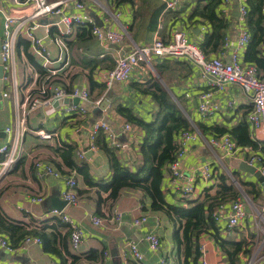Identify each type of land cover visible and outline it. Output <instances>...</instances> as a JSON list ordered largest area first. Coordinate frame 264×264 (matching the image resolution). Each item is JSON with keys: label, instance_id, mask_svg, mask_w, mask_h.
<instances>
[{"label": "crops", "instance_id": "1", "mask_svg": "<svg viewBox=\"0 0 264 264\" xmlns=\"http://www.w3.org/2000/svg\"><path fill=\"white\" fill-rule=\"evenodd\" d=\"M74 1L76 0H67V13L78 12L92 17L100 24L99 26L125 32V36L120 43L102 46L95 37L83 34V31L76 27L72 34L66 37L69 63L67 65H62L60 62L53 63L59 69L56 75L59 80L55 83L68 89L76 86L85 87L89 90L91 99L108 96L111 101L102 112L90 102L80 101L86 109V114L82 116L78 113L67 116L64 114L66 103L53 105L52 102L32 110L25 117L23 127L20 126L19 103H22L27 87H34L33 78L36 70L24 56L22 47H18L20 39L27 38L24 32H18L14 57L15 76L10 82L2 81L0 86V94L1 91L8 93V97L0 95V146L7 142V138L14 139L17 135L16 142L19 149L18 158L13 167L0 179V207L5 214L13 219L24 218V212L36 219L52 215L51 208L61 200V191L65 183L62 178H55L47 173L37 177L34 160H40L44 164L50 163L56 168L60 158L55 150L61 143L72 144L76 150L87 148L90 144L89 128L93 120H103L114 129H121V125L126 121L114 110L115 103L129 106L137 116L149 121L156 109V104L151 94L142 92L141 88L148 87L154 80L178 104L190 120L191 127L197 132V136L184 146L181 169L187 174L194 167L209 163L213 174V177L208 180L197 177L194 192L186 196L177 193L168 175L164 174L162 192L165 201L187 207L191 205L190 201L195 200L197 203L203 201L213 206L214 196L220 190L222 181L226 184L232 182L240 190L237 198L243 201L244 206L248 205L249 211H245V218L234 228H227L225 219L215 221L214 231H202L198 242L204 246L205 258L210 264H231L227 250H230L231 243L236 241H241V249L249 250V252L240 251L235 256V264H258L264 260V229L261 228H264V188L252 174L238 168V162L244 161V158L254 151L240 147L235 156L227 157L221 148L210 143L214 133L215 135L229 134L240 123L248 125L252 136L251 126L246 118L252 107L250 91H245L236 83H225L222 88H219L215 78L205 74L200 66L188 57L154 55L140 61L128 82H113L109 87L105 86L102 94H99V89L91 91L89 89V75L96 80V75L103 76L122 52L150 44L158 25L161 26L159 35L162 39H170L174 31H183L189 42L198 48L204 33L209 31L210 27L208 22L199 17L191 18L197 0H184L174 10L162 7L155 29L150 28L147 18L154 7L163 5V0H154L155 2L150 5L143 4L140 0H78L84 4L82 10L74 7ZM243 3L245 0H228L222 6L227 24L224 29L227 45L216 54L224 59H228L233 51H237L240 60L245 62L244 55L248 44L238 47L237 39L247 25L245 18L235 7ZM36 8L37 5L34 2L0 0V44L4 15L10 14L16 18L28 17ZM39 19L40 22L49 20L48 17ZM35 35L45 36V29L38 28ZM44 42L55 57L58 54L56 45L49 38H45ZM259 50L260 54L264 55V46H261ZM257 67L264 72L262 67ZM203 92L210 94L208 102L215 108L207 117L201 115L197 109L199 95ZM81 124H83L82 130L76 132L75 128ZM197 124L203 126L204 131H201ZM6 128H9L8 132ZM37 129L56 132L57 136L51 139H40L33 132ZM142 135L139 128L131 127L128 132L118 136L120 142L128 144L126 148L118 150L122 163L131 165L137 159L136 147ZM84 157L94 178H106L109 175L107 159L98 148L94 151L87 150ZM179 182L182 183V180ZM240 182L247 183L245 187L252 188L254 192L244 193ZM78 185L79 178L77 187ZM36 196H42L43 201L31 202L30 198ZM231 200L228 198L225 200L226 213L230 211ZM147 203L148 200L144 199L140 191H123L115 207L123 215V223L119 228L111 223L110 218L107 219L110 221L108 228L94 226L87 216L88 213H92L93 204L91 203L79 199L78 206H67L66 214L78 221L84 234V241L74 251L79 255L76 264H121V247L127 240L137 241L144 254L140 262L130 259L131 264H183V246L178 245L173 238L172 222L162 212L144 210L143 206ZM143 214L148 216L147 222L139 226L132 225V219ZM149 230H154L160 239V249L156 252L150 251L147 247L145 234ZM219 239L222 240V245ZM93 249L102 253L100 258L90 261L84 255ZM3 257H5L4 260ZM0 262L3 264H50L56 263L57 259L54 255L44 252L41 244H32L16 252H10L8 255H5L0 248Z\"/></svg>", "mask_w": 264, "mask_h": 264}, {"label": "built area", "instance_id": "2", "mask_svg": "<svg viewBox=\"0 0 264 264\" xmlns=\"http://www.w3.org/2000/svg\"><path fill=\"white\" fill-rule=\"evenodd\" d=\"M21 2V0H14ZM162 1V0H161ZM184 0H163L166 9L174 10ZM228 0H224L221 5V12L224 14L222 6ZM34 2L37 5L36 10L28 17L16 18L10 14L4 15L3 20V35L0 44V59L3 67V82H10L14 79V57L16 35L18 32H24L27 39L30 41V47L39 60L41 67L45 70V76L38 86V93H31V88L27 87L25 96L23 97L21 106V118L19 125L23 127L25 117L34 109L49 105L55 100L63 98H78L77 104L69 103L64 108L65 115L72 114H86V109L80 104L82 102H90L98 106L103 97L96 100H91L90 92L85 87H73L70 90L56 84L53 79L56 77L59 69L53 63L60 62L62 65H67L69 58V48L66 42V37L70 36L76 27L90 26V35L95 37L102 46L108 44L120 43L125 32L118 31L109 27H101L96 24L92 17L80 14L78 12L67 13V0H55L48 2L47 0H25L24 3ZM74 7L78 10L84 8V4L78 0L74 1ZM240 15L246 18L247 9L245 3L239 5ZM40 17H48L46 22H40ZM43 27L45 29V36L38 37L35 31ZM161 26L158 25L155 31L154 38L150 44H144L133 48L131 51L122 52L115 59L114 65L107 70V72L100 76L96 75L98 82L104 83L109 87L113 82L125 83L128 82L133 70L139 65L140 61L147 60L151 55L158 57H188L200 66L205 74L211 75L215 78L217 86L222 88L225 83H236L245 91L252 93V107L248 111L246 118L252 130V137L254 139H264V72L258 69L254 64L242 62L238 56L237 51H233L228 59L222 58L218 54L204 56L201 51L192 45L183 31H174L170 39L164 40L159 35ZM45 38L54 43L57 47L58 54L54 57L51 50L44 42ZM250 41V33L245 28L238 36V47H242ZM227 45V38L224 37L221 48ZM58 65V64H57ZM39 77L38 72L34 73L33 82ZM15 88V87H14ZM16 90V89H15ZM51 93L44 97L46 93ZM1 97H8L6 91H1ZM208 92H203L199 95V103L197 109L201 115L207 117L215 108L209 104ZM22 124V125H21ZM83 124L75 128L76 132L82 130ZM131 129L129 123L124 122L121 129L116 130L103 120H95L89 128L90 144L87 148H80L76 151L78 158H83L87 150L94 151L97 147L93 144L95 135L101 131L104 133L108 145L122 150L128 146L126 143L120 142L119 135L126 133ZM9 131V128H6ZM24 131V129L22 130ZM40 139H51L57 136L56 132H47L41 129L33 131ZM197 136L194 129L183 131L179 138V147L176 153V158L168 164L166 174L169 177L177 193L186 196L194 192V184L197 177L203 180H208L213 177L212 169L209 163L200 164L194 167L190 173L185 174L181 169V157L184 154V146L188 141L193 140ZM15 139V140H14ZM7 138V142L0 146V179L4 177L13 167V164L18 158L17 135L16 138ZM210 143L222 149L227 157H233L237 154L240 146L228 133L214 135L210 139ZM249 147H245L248 149ZM248 164L256 166L262 175H264V160L262 157L253 152L244 158ZM256 163V164H255ZM36 176L41 177L42 174L47 173L55 178H62L65 183L64 189L61 191V199L65 200V205L61 209L52 208L51 214L58 217L63 223L70 228V243L72 248L77 249L84 241L83 229L78 221L72 219L65 212L67 206H78V195L76 191L77 177L76 172L72 171L69 177H63L52 166L42 163L40 160L35 162ZM182 180V183L179 181ZM31 202L41 203L42 196L31 197ZM264 206V204H263ZM230 211L225 212V204L219 203L213 210L212 216L215 221L225 219L227 228H234L243 221L246 216L244 203L241 199H233L229 205ZM87 216L91 223L96 227H109V222L119 228L123 223L122 212L114 208L112 215L109 217L110 221L94 213H88ZM148 216L143 214L139 217L133 218L131 223L134 226H139L146 223ZM147 247L150 251L156 252L160 249V239L154 230H149L145 234ZM41 240L38 237H26L21 245L24 248L32 244H40ZM0 248L10 252H16L17 249L12 248L6 238L0 234ZM200 264H210L205 258L204 246L200 245ZM105 255L107 253H104ZM144 258L143 252L140 250L138 242L135 240H127L121 247V264H131L130 259L135 262H140ZM0 264H3L0 262ZM50 264H56L51 262ZM264 264V260L258 262Z\"/></svg>", "mask_w": 264, "mask_h": 264}, {"label": "trees", "instance_id": "3", "mask_svg": "<svg viewBox=\"0 0 264 264\" xmlns=\"http://www.w3.org/2000/svg\"><path fill=\"white\" fill-rule=\"evenodd\" d=\"M140 1L146 5L155 2L154 0ZM24 2L25 0H21V3ZM223 2L224 0H197L194 5L191 18L199 17L208 22L210 27L198 45L204 56L216 54L223 43L224 29L227 26L224 14L221 12ZM245 6L247 9L246 29L250 33V41L244 55V61L264 69V55H261L259 50L261 46H264V0H245ZM162 7H165L164 4L154 7L148 15L147 20H149L151 29L156 28ZM89 28L90 26L79 27L83 34L87 35H90ZM18 47H22L24 56L39 74L34 87L31 88V93L37 94V88L46 74L45 70L34 55L29 39H20ZM58 80L57 77L53 79L54 82ZM88 81L90 91L99 89V94H102L105 90L106 85L94 80L91 75H89ZM141 90L144 93H150L156 104V109L149 121L137 116L127 105L114 104L116 113L131 127L139 128L143 133L136 147L137 159L131 165H126L120 161L118 150L108 145L106 137L101 131L95 135L93 144L107 159L109 175L106 178H94L85 157L78 158L75 146L68 143H61L55 150L60 158L57 167L55 168L50 163L48 165L52 166L63 177H69L71 172L75 171L77 179L79 178V185L76 187L78 199L93 204L92 213L104 218H109L112 215L123 191H140L144 199L148 200V203L143 206L144 210L162 212L172 222L174 226L173 238L178 245L183 246V264H200L199 234L202 231H214L216 222L212 216L213 210L219 203H225L226 198L229 200L237 199L240 190L232 182L226 184L222 181L220 190L214 196L215 200L214 205H211L212 207L203 201L198 203L195 200L190 201L191 205L187 207L169 204L165 201L162 183L164 174L166 175V168L176 158L181 133L193 128L190 120L178 104L171 99L167 91L157 81H151L148 87L141 88ZM50 94L48 92L44 97ZM197 127L204 131L203 126L197 124ZM220 134L222 133L216 135ZM229 134L238 146L249 147L264 160V139H254L246 123H240ZM35 162L36 160H34V165ZM240 184L243 186L244 193L251 194L254 192L252 188L245 187L247 183L240 182ZM25 217L27 218L25 219ZM70 231L68 225L54 215L36 219L24 212V218L13 219L6 215L0 207V234L17 251L21 249L22 242L26 237H38L41 240L40 244L43 251L54 255L57 259L56 263L76 264L79 255L74 252L75 249L71 246ZM219 240L222 245V240ZM231 245L227 254L231 264H235V256L243 251L241 249L242 242L236 241ZM243 252L248 253L249 250ZM101 253L102 251L93 249L84 256L90 261H95L101 257Z\"/></svg>", "mask_w": 264, "mask_h": 264}, {"label": "water", "instance_id": "4", "mask_svg": "<svg viewBox=\"0 0 264 264\" xmlns=\"http://www.w3.org/2000/svg\"><path fill=\"white\" fill-rule=\"evenodd\" d=\"M235 7L237 8V10L239 11V5H235ZM97 25H100L96 22ZM2 75H3V67H2V63H1V59H0V86L2 83ZM1 88V87H0ZM111 99L107 96L106 98H103L100 102V104L97 106L98 110L100 112H102L103 110H105V108L107 107V105H109ZM79 102L78 98H73V99H69V98H63V99H59V100H55L53 101V105H58L60 103H74L77 104ZM95 120L92 121V123ZM238 168L244 172L250 173L252 174L258 181L259 183L263 186L264 188V175H262L260 173V171L256 168V166L251 165L246 163L245 161H240L238 162ZM65 200H59V203L57 205H54L52 208H56V209H61L64 205H65ZM51 208V209H52ZM245 211H249L248 210V205L244 206ZM5 252V255L10 254L8 251L3 250ZM3 260L5 259V257L2 258Z\"/></svg>", "mask_w": 264, "mask_h": 264}, {"label": "rangeland", "instance_id": "5", "mask_svg": "<svg viewBox=\"0 0 264 264\" xmlns=\"http://www.w3.org/2000/svg\"><path fill=\"white\" fill-rule=\"evenodd\" d=\"M259 208V207H258ZM262 229H264L263 227H261Z\"/></svg>", "mask_w": 264, "mask_h": 264}]
</instances>
